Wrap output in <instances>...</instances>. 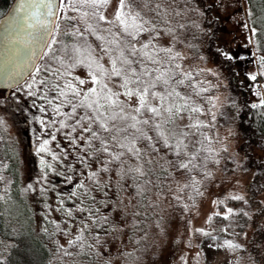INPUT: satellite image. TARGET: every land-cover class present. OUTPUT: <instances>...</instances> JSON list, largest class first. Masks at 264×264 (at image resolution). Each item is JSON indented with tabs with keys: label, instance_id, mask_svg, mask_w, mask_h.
<instances>
[{
	"label": "snow or ice",
	"instance_id": "6c2138e0",
	"mask_svg": "<svg viewBox=\"0 0 264 264\" xmlns=\"http://www.w3.org/2000/svg\"><path fill=\"white\" fill-rule=\"evenodd\" d=\"M176 3L18 0L7 26L0 23L9 44L7 57L0 56V84L24 81L28 96L42 91L39 98L52 108L49 121L33 117L54 130L35 149L41 154L39 174L22 191L33 193L37 208L42 206L41 230L51 238L58 264H156L150 250L157 237L168 235L173 221L167 209L188 212L196 207L195 197L204 195V182L212 176L205 155L212 150L205 142H212L218 98L208 94L198 72L184 67L186 58L176 47L181 36L173 24L180 14ZM257 34L251 27V37ZM220 55L244 58L228 51ZM258 59L264 66V57ZM261 106L264 99L251 105ZM39 110L46 112L43 105ZM10 184L12 178L0 170L4 192ZM8 200L0 194V218L10 211ZM261 204L264 200L257 203L256 219L264 217ZM194 231L211 235L202 228ZM259 235L264 237V223ZM251 260L264 262V245Z\"/></svg>",
	"mask_w": 264,
	"mask_h": 264
},
{
	"label": "rangeland",
	"instance_id": "374dc122",
	"mask_svg": "<svg viewBox=\"0 0 264 264\" xmlns=\"http://www.w3.org/2000/svg\"><path fill=\"white\" fill-rule=\"evenodd\" d=\"M204 1L212 6L211 16L217 18L219 22L217 49L220 52L228 51L244 57L234 59L238 80L243 87L249 89V101L259 103L264 99V81L249 79L250 75H256L258 57L253 52L251 31L249 27H245L247 19L244 1ZM197 4L198 0H177L174 5L176 11L180 13L173 21L181 36L176 47L186 58L183 63L187 70L200 68L211 74L215 80V92L211 95L218 98L216 107L212 109L217 116L214 122L216 127L209 131L212 142L207 146L211 148L214 157H218L219 163L213 165L210 170L211 179L204 182V195L198 197L196 207L188 212L183 211L182 207L167 209L165 215L171 213L173 222L168 227L166 237L155 239L157 246L150 250L151 259L156 264H245L253 255L251 251L257 252V249L264 245V237L259 235V227L264 223V217L256 219L259 216L257 203L264 200V192L253 198L252 195H248V184L253 174L256 172L259 177L264 175V132L258 133L248 126V123L245 125L247 127L245 130L240 129L235 117L239 109L236 112L232 110L238 101V96L230 91L222 65L211 59L210 54L205 51V42L200 41L202 33L198 28ZM180 24L185 25V28H179ZM193 43L197 45L199 52L193 53L191 50ZM38 87L31 91H37ZM28 91L30 90L25 87L14 93L13 97L5 102V106L18 118L17 130H20L22 149L26 152L27 179L34 181L39 174L38 165L41 155L37 152L35 154V149L43 139H50L46 133L53 129L42 127L33 117L38 116L42 120L49 121L52 117V108L50 106L46 108L45 100L46 112H41L38 105L43 103L44 99L39 98L43 92H38L36 97H30L27 95ZM10 93L8 91L6 94ZM49 95L51 97L52 94ZM205 119L210 120L211 117ZM37 137L40 139L38 140ZM58 139L63 137L58 136ZM50 147H54V143L50 144ZM51 178L55 179L54 176ZM253 186L260 185L254 182ZM233 196H241L244 199L233 200L231 199ZM219 201L223 203H218ZM249 202L252 204L249 205ZM228 208L233 209V214L227 213ZM38 212L42 215V206ZM243 213H248L247 216L251 219L244 224L243 229H240L243 225L242 218L245 216ZM225 215H228L227 221H222L218 217ZM209 216L212 220L206 222ZM253 217L257 225L255 230L252 226ZM187 220H191V224H187ZM196 228H202L211 235L198 237V233L194 231ZM225 241L240 244L242 247L229 249ZM209 245H213L216 250L210 249ZM252 246L254 250L251 249ZM54 264H58L57 259Z\"/></svg>",
	"mask_w": 264,
	"mask_h": 264
},
{
	"label": "trees",
	"instance_id": "16d2710c",
	"mask_svg": "<svg viewBox=\"0 0 264 264\" xmlns=\"http://www.w3.org/2000/svg\"><path fill=\"white\" fill-rule=\"evenodd\" d=\"M243 1L246 7V19L250 31L251 27H257L258 30L257 36L251 37L253 52L258 58L264 57V20H257L258 17H264V0ZM12 2L13 0H0V17L6 13ZM231 2H235V0H231ZM196 9L199 13L198 28H200L202 33L200 41L205 42V51L210 54L211 59L222 65L230 91L238 96V101L232 110L236 112L239 109L235 117L240 129L245 130L247 128L245 125L248 123V126L254 128L258 133L264 132V106L259 108L251 107L253 103L249 101V89L243 87L239 82L234 60H226L220 55L221 52L216 47L219 22L217 18L211 16L213 11L212 6L208 5L204 0H198ZM249 10L253 13L251 17L248 15ZM67 14L69 13H65V15ZM253 21H256V23L254 24ZM61 39L66 40L67 38L61 36ZM197 48L195 43L191 45L193 53L199 52ZM43 63L44 61L40 60L38 65H43ZM188 70L199 73L197 79L203 81V86L209 89L208 94L211 95L215 92V80L211 74L200 71V68ZM262 72H264V66H262V62L258 59L256 64V80L264 81V75H261ZM38 76L40 79H43L45 73L41 72ZM26 81L30 83L31 77L29 76ZM25 87L26 84L23 82L11 90L9 95L6 94L7 92H2L3 95L0 96V119L3 120V124H0V170L3 171L5 176L12 178V184L7 186V192H4L3 188L0 187V194L9 197L8 205L11 206L9 213L0 218V242H2L0 243V262L2 264H54L56 261V257L53 255L54 245L48 233L41 230L43 222L41 215H39L37 205L32 199V193L22 191V186L31 181L27 179L28 169L25 165L26 152L22 149L23 141L19 135L20 130H17L16 122L18 118L5 106V102L11 99L14 93ZM42 102L40 104L44 106L45 100ZM41 105H38V107ZM45 105L46 108L50 106L48 104ZM210 106L209 104L208 107ZM205 144L208 145L207 142ZM205 155L209 156L207 170L210 171L213 165L216 166L217 163L215 161H219V159L218 157L215 158L211 152H206ZM45 158L48 159V157ZM263 178L264 175L263 177H259V174L256 172L253 174L248 184V195H252V198L264 192V189L261 188L264 185ZM254 182H257L260 186H253ZM198 197H195V203ZM188 203L191 204L192 201ZM0 204H3V202H0ZM250 204L252 202H249ZM8 205L3 206L7 207ZM260 209L264 211V206L260 205ZM218 217L222 221H227V219L223 218L224 216ZM250 219L251 217L244 216L242 218L243 225L240 226V229H243L244 224L248 223ZM48 228L49 232H51L52 226L48 225ZM202 235L201 233L197 234L198 237ZM251 249H253V246ZM251 253L255 255L254 253L257 252L254 250ZM250 259L245 264H252V260L249 261Z\"/></svg>",
	"mask_w": 264,
	"mask_h": 264
},
{
	"label": "water",
	"instance_id": "95a60500",
	"mask_svg": "<svg viewBox=\"0 0 264 264\" xmlns=\"http://www.w3.org/2000/svg\"><path fill=\"white\" fill-rule=\"evenodd\" d=\"M18 3V0H13V2L11 3L10 7L8 8V10L6 11V13L0 17V23H2L4 25V27L7 26V18L11 15H13L14 13V9L16 7ZM8 48H9V44H8V38H7V33L3 30V28H0V56H4L5 58L7 57L8 54ZM39 59L36 61V63H39ZM35 68L32 69V71H34ZM28 77H25V80ZM24 81H21V83L19 85H21ZM19 85H15L13 84L11 87L7 86L6 84H0V92H8L13 90L14 88L18 87Z\"/></svg>",
	"mask_w": 264,
	"mask_h": 264
}]
</instances>
